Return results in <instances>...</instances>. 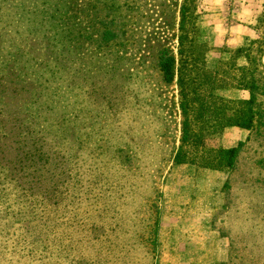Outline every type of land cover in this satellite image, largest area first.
I'll list each match as a JSON object with an SVG mask.
<instances>
[{"label":"rangeland","instance_id":"1","mask_svg":"<svg viewBox=\"0 0 264 264\" xmlns=\"http://www.w3.org/2000/svg\"><path fill=\"white\" fill-rule=\"evenodd\" d=\"M243 3L0 0V264H264V128L206 133L211 148L244 139L233 170L176 164L180 88L157 68L164 49L179 60L184 8L196 17L189 36L207 67L229 61ZM256 22L258 37L242 48L264 46V4ZM32 131L40 155L67 158L50 161L39 185L19 186L9 171L19 150L32 149ZM88 181L91 194L82 190ZM47 217L57 229L35 247L49 249L38 262L11 231L26 220L47 234Z\"/></svg>","mask_w":264,"mask_h":264},{"label":"trees","instance_id":"2","mask_svg":"<svg viewBox=\"0 0 264 264\" xmlns=\"http://www.w3.org/2000/svg\"><path fill=\"white\" fill-rule=\"evenodd\" d=\"M194 17L186 8L183 9L179 60L168 49H164L159 53L157 64L163 81L173 84L177 80L176 83L180 88V107L183 115L182 138L175 162L216 171L233 170L245 143L240 142L232 148H211L205 143V135L209 132H223L232 127L249 132H252L257 126L264 128V46L258 41H251L247 47L233 51V56L229 61H222L216 70H211L206 63L207 52L200 51L203 45L200 44L199 38L190 39L189 36L190 33L196 34L198 28L197 23H194ZM188 21H190L191 31L187 28ZM240 58L246 60L244 66L238 65L237 61ZM217 91H231L232 93L244 91L248 93L249 97L246 99L225 98L217 95ZM38 122L35 123L38 124ZM37 134L34 131L30 132L27 142L29 141L32 149L19 150L20 154L16 157L18 161L15 160V166L10 168L9 172L16 179V183H22L19 186L25 185L26 182L39 185L43 179L48 177L50 170L47 165L50 164V161L59 162L67 158L65 154L61 156L57 151L52 152V154H58L56 156L50 157L49 153L40 155L35 149L36 144L39 146L41 142V137ZM40 148L42 149L43 146ZM128 159L130 160V157ZM23 161L24 165L21 166ZM28 161L33 165L28 167ZM32 168L34 169L32 170ZM57 168L58 166L55 167V169ZM89 182H87L86 189L82 188L85 194L93 192ZM54 191L52 189V194ZM22 192H25L24 189ZM25 200L29 203L26 197ZM27 213L24 212V216H27ZM15 218L20 219L18 216ZM51 218L42 219L47 234L43 231L40 234L31 231L30 229H34L33 225L26 220L18 226L19 230L16 228L11 231L19 232L18 239L29 247L30 256L36 258L38 262L50 257L48 248L41 250L35 247L48 241L53 242L57 223L55 224L54 219ZM4 220L1 219L3 222ZM87 237L81 238V244L91 247L94 244L91 241L95 240V236ZM4 264H8V262Z\"/></svg>","mask_w":264,"mask_h":264},{"label":"crops","instance_id":"3","mask_svg":"<svg viewBox=\"0 0 264 264\" xmlns=\"http://www.w3.org/2000/svg\"><path fill=\"white\" fill-rule=\"evenodd\" d=\"M244 2L245 3H243L241 6V16L243 17V20H245L246 22L236 23L232 25L233 27L229 29L230 31L229 44L232 46V49L241 48L242 46H244L246 41L250 39H255L258 37V31H257L258 29L256 25L257 24L256 20L258 18V14L260 13V10L262 9V5L264 4V0H244ZM209 18L217 19L219 18V16L214 15L213 17H209ZM213 24H217V23H213ZM207 26H208V23H207ZM214 27L215 25H213L212 28ZM210 40H212L214 43L219 42L217 41L216 37H212ZM243 60L246 61L245 59ZM263 65H264V58H263ZM232 128H236V127H232ZM238 129H241V128H238ZM243 140H244L243 138H240L237 140L238 141L237 143L239 144L240 142H243Z\"/></svg>","mask_w":264,"mask_h":264}]
</instances>
